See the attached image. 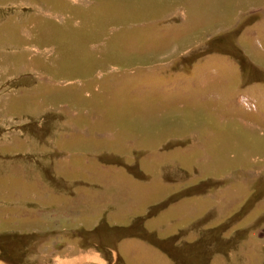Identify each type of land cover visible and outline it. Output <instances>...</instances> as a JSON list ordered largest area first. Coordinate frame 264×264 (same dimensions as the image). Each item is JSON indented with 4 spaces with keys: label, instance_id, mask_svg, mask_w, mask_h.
<instances>
[{
    "label": "rangeland",
    "instance_id": "374dc122",
    "mask_svg": "<svg viewBox=\"0 0 264 264\" xmlns=\"http://www.w3.org/2000/svg\"><path fill=\"white\" fill-rule=\"evenodd\" d=\"M112 248L264 264V0H0V264Z\"/></svg>",
    "mask_w": 264,
    "mask_h": 264
},
{
    "label": "crops",
    "instance_id": "0c3cea01",
    "mask_svg": "<svg viewBox=\"0 0 264 264\" xmlns=\"http://www.w3.org/2000/svg\"><path fill=\"white\" fill-rule=\"evenodd\" d=\"M75 247L72 246L71 251H74ZM92 255L85 257L83 253L66 254L64 257L57 255L59 263L57 264H112L119 259V254L115 248L108 249L106 252L91 251ZM56 259V260H57ZM110 262V263H109Z\"/></svg>",
    "mask_w": 264,
    "mask_h": 264
}]
</instances>
